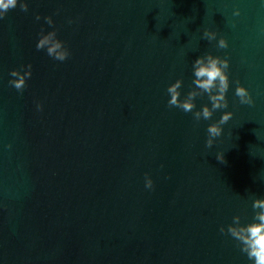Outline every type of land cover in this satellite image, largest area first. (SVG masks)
I'll return each instance as SVG.
<instances>
[{
  "label": "water",
  "instance_id": "obj_1",
  "mask_svg": "<svg viewBox=\"0 0 264 264\" xmlns=\"http://www.w3.org/2000/svg\"><path fill=\"white\" fill-rule=\"evenodd\" d=\"M27 2L0 20V264H252L219 228L264 198V0ZM42 29L65 61L36 49ZM209 52L230 61L229 106L197 124L166 89L183 79V99ZM28 64L21 93L9 73Z\"/></svg>",
  "mask_w": 264,
  "mask_h": 264
},
{
  "label": "clouds",
  "instance_id": "obj_2",
  "mask_svg": "<svg viewBox=\"0 0 264 264\" xmlns=\"http://www.w3.org/2000/svg\"><path fill=\"white\" fill-rule=\"evenodd\" d=\"M19 4L22 12L29 11V4L27 0H0V20H3L8 11L14 9ZM235 16L240 15L239 9L233 13ZM40 20L39 14L35 17ZM45 22L54 28V21L51 16L44 17ZM71 23V21H69ZM203 39L211 42L217 40V32L205 29L203 32ZM217 48L227 49L229 47L226 38L221 36L218 39ZM36 49L46 50L49 57L57 61H65L70 56L69 49L65 43L58 39L57 31H49L45 33L43 29L39 33V39L36 43ZM230 61L228 58L214 56L210 52L199 56L192 64L194 79L192 81V88L181 99L180 89L183 86V79H176L171 83L166 91L170 96L168 100V107L178 108L185 113H192L193 120L198 124L201 120H210L213 114L221 109H227L228 99L227 92L230 87L229 80ZM9 75L12 79L9 80V85L14 87L18 92H23L27 87V81L32 75V65L21 66V69H13ZM207 95L210 102L204 104L199 110H196L195 100L197 97ZM234 95L238 98L242 105H252L254 100L248 88L236 81ZM37 109L42 110V105L37 104ZM233 116L231 111H224L220 119L207 126V139L205 147L211 148L214 144L215 138L222 135L223 128ZM11 147V145H9ZM217 160L223 162L224 154L218 153ZM145 187L151 189L153 187L152 179L146 175ZM253 218L252 222L247 224L241 223L239 215L233 216L232 223L225 228L220 226L219 232L221 234L230 235L233 240L237 242V246L243 254H246L252 264H264V198H254L252 202Z\"/></svg>",
  "mask_w": 264,
  "mask_h": 264
}]
</instances>
